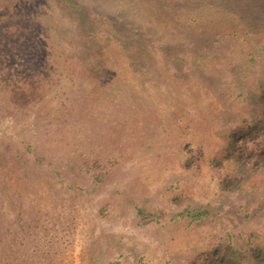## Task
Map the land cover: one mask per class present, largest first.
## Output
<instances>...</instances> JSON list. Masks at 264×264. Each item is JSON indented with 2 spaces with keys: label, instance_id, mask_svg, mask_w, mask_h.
Here are the masks:
<instances>
[{
  "label": "rangeland",
  "instance_id": "1",
  "mask_svg": "<svg viewBox=\"0 0 264 264\" xmlns=\"http://www.w3.org/2000/svg\"><path fill=\"white\" fill-rule=\"evenodd\" d=\"M72 1L85 11L0 0V264H190L217 246L253 264L264 183L225 187L214 159L252 122L264 0ZM213 36L234 52L199 49Z\"/></svg>",
  "mask_w": 264,
  "mask_h": 264
},
{
  "label": "trees",
  "instance_id": "2",
  "mask_svg": "<svg viewBox=\"0 0 264 264\" xmlns=\"http://www.w3.org/2000/svg\"><path fill=\"white\" fill-rule=\"evenodd\" d=\"M66 9L83 13L84 6L72 0H61ZM89 20L93 24L113 29L114 19L97 10L89 12ZM220 36V35H219ZM226 40L209 37L201 42L199 49L203 51H220L224 55L234 52L231 47L224 48ZM224 49V50H223ZM252 122L235 126L229 135V145L220 158L215 160V169L221 176L225 187H238L246 182L264 183V82L256 102V108L251 113ZM253 264H264V247L254 248ZM245 256L239 250L217 246L197 255L190 264H244Z\"/></svg>",
  "mask_w": 264,
  "mask_h": 264
}]
</instances>
